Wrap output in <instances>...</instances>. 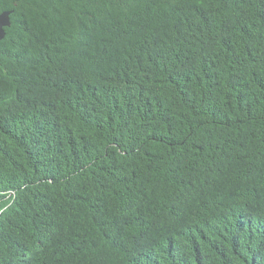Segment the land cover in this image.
<instances>
[{
  "label": "trees",
  "instance_id": "16d2710c",
  "mask_svg": "<svg viewBox=\"0 0 264 264\" xmlns=\"http://www.w3.org/2000/svg\"><path fill=\"white\" fill-rule=\"evenodd\" d=\"M0 264H264V0H0Z\"/></svg>",
  "mask_w": 264,
  "mask_h": 264
},
{
  "label": "water",
  "instance_id": "95a60500",
  "mask_svg": "<svg viewBox=\"0 0 264 264\" xmlns=\"http://www.w3.org/2000/svg\"><path fill=\"white\" fill-rule=\"evenodd\" d=\"M11 10H4L0 12V40L5 35V27L10 25Z\"/></svg>",
  "mask_w": 264,
  "mask_h": 264
}]
</instances>
